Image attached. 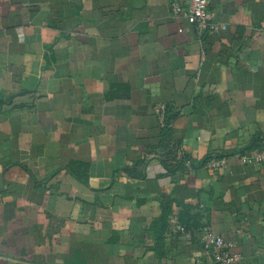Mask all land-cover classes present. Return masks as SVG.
Masks as SVG:
<instances>
[{
    "label": "crops",
    "instance_id": "crops-1",
    "mask_svg": "<svg viewBox=\"0 0 264 264\" xmlns=\"http://www.w3.org/2000/svg\"><path fill=\"white\" fill-rule=\"evenodd\" d=\"M174 2L0 0V264L206 258L171 213L264 264V162L237 156L264 138V0H209L201 37Z\"/></svg>",
    "mask_w": 264,
    "mask_h": 264
},
{
    "label": "built area",
    "instance_id": "built-area-1",
    "mask_svg": "<svg viewBox=\"0 0 264 264\" xmlns=\"http://www.w3.org/2000/svg\"><path fill=\"white\" fill-rule=\"evenodd\" d=\"M185 1L186 5L174 2L172 4V13L175 17L186 19L199 37L226 27L225 24L209 21V0ZM155 112L159 118L161 128L172 125L168 122L169 114H171L168 106L159 104L156 106ZM237 156L245 164H262L264 162V146L239 152ZM226 164V157L213 156L207 161L205 166L210 170L218 171L225 168ZM237 232L242 233L243 230L238 229ZM171 233L180 235L187 241L198 240L200 242L202 252L205 254L206 258H197L195 264H238L241 261L242 255L232 250L225 238L218 234L207 223L200 224L199 228L189 229L181 223L177 213H171L168 234Z\"/></svg>",
    "mask_w": 264,
    "mask_h": 264
},
{
    "label": "trees",
    "instance_id": "trees-1",
    "mask_svg": "<svg viewBox=\"0 0 264 264\" xmlns=\"http://www.w3.org/2000/svg\"><path fill=\"white\" fill-rule=\"evenodd\" d=\"M173 119H174V116L173 115H171V114H169V119H168V122L170 123V124H172V121H173ZM162 130H163V136H164V138L165 137H168L171 133H172V125H170L169 127H166V128H162ZM264 146V138H261V137H259L256 141H255V143L252 145V146H250V147H248V148H246V149H244V150H242V151H240V152H244V151H246V150H249V149H253V148H259V147H263ZM214 155H212V156H209L208 158H207V161L208 160H210L212 157H213ZM219 157H222V156H219ZM207 161H206V163H207ZM170 211V210H169ZM180 221H181V219H180ZM181 223H182V221H181ZM184 226H186L187 228H189V229H196V228H199L200 227V224L199 225H187V224H184V223H182ZM169 226V225H168ZM180 236V235H179ZM199 242V241H198Z\"/></svg>",
    "mask_w": 264,
    "mask_h": 264
}]
</instances>
